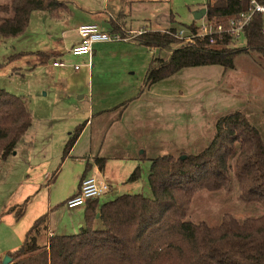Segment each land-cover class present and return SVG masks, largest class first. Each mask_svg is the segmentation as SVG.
Returning <instances> with one entry per match:
<instances>
[{
  "label": "rangeland",
  "instance_id": "rangeland-1",
  "mask_svg": "<svg viewBox=\"0 0 264 264\" xmlns=\"http://www.w3.org/2000/svg\"><path fill=\"white\" fill-rule=\"evenodd\" d=\"M9 1L0 0V4ZM77 1L102 15L104 7L114 17L124 11L126 24L144 29L150 25L157 30L181 28L208 18L194 19V13L206 7L207 0ZM77 12L71 6L69 14L53 19L47 11H36L24 34L0 42V88L26 97L33 116L16 150L0 164L1 261L6 247L24 239L35 222L33 216L47 207L49 198L59 205L53 215L57 223L85 208V204L69 207L63 202L89 154L106 156L110 162L107 173L118 181L117 187L99 198L102 203L130 192L132 186L135 192L152 196L148 183L151 159L205 148L221 116L244 112L264 137V61L259 55L241 54L228 69L221 65L186 67L147 88L145 77L152 58H169L180 43L162 50L138 45L133 39L99 43L90 71L86 66L88 55L69 52V43L76 36ZM97 23L103 30L111 28L107 18ZM119 27L126 32L124 26ZM244 44L241 39L239 46ZM37 51L49 56L29 53L12 57ZM54 60L65 65L54 66ZM109 107L112 109L100 112ZM121 110L124 112L119 115ZM85 122L74 153L77 158L66 163V141ZM143 150L146 155L141 160ZM135 158L140 160L141 176L136 182H124V171ZM58 168L57 178L51 181V174ZM25 201L24 212L16 214ZM36 203L41 205L39 210ZM6 207L13 209L5 213ZM225 213L239 219L259 216L264 213V205L243 202L233 176L231 191L204 189L197 193L187 219L217 225ZM94 227L103 228L98 217ZM79 231L77 227L64 233Z\"/></svg>",
  "mask_w": 264,
  "mask_h": 264
},
{
  "label": "trees",
  "instance_id": "trees-1",
  "mask_svg": "<svg viewBox=\"0 0 264 264\" xmlns=\"http://www.w3.org/2000/svg\"><path fill=\"white\" fill-rule=\"evenodd\" d=\"M259 2L264 4V0ZM206 8L207 19L225 20L249 11L251 0H207ZM33 11H47L53 19L70 13L67 2L62 0L1 3L0 42L22 35ZM263 22L262 14L253 15L245 28L242 46L230 36L214 44L207 38H196L193 44L177 45L167 59L152 58L145 87L186 67L233 68L241 54H257L264 61ZM196 25L193 21L186 26L195 29ZM119 26L111 20L112 32L129 36ZM169 30L175 31L176 27ZM134 39L138 45L160 50L179 43L171 33L150 29ZM29 53L33 52H19L12 57ZM35 53L49 56L42 51ZM32 122L27 98L0 88V164L16 150ZM86 122L70 133L63 158L68 157ZM181 155L151 159L148 183L152 196L127 192L102 203L99 198L89 200L78 233L48 235V214L40 216L27 231L23 245L8 252L12 258L9 264H264V213L243 219L225 213L217 225L187 219L197 193L204 189L231 191L233 176L243 202L264 205V137L260 129L247 114L235 111L217 119L213 138L205 148ZM106 159L95 156L100 170ZM88 166L89 163L86 170ZM59 171L58 168L51 174V181ZM140 176L137 165L127 182H136ZM26 201L16 214L24 212ZM97 217L103 223L102 229L94 227ZM43 237L45 241L41 242Z\"/></svg>",
  "mask_w": 264,
  "mask_h": 264
},
{
  "label": "built area",
  "instance_id": "built-area-1",
  "mask_svg": "<svg viewBox=\"0 0 264 264\" xmlns=\"http://www.w3.org/2000/svg\"><path fill=\"white\" fill-rule=\"evenodd\" d=\"M255 13H260L264 17V4L259 0H251V9L244 11L236 16H231L225 20L205 19L202 23L197 24L195 29L186 27L176 28L175 31L163 29L161 31L173 34L178 40L179 45L193 44L196 38H207L211 44L230 36L239 45V41H245V28L249 24ZM262 32L264 33V22ZM80 42L70 50L72 55H88L92 58L95 45L102 42H114L131 39L132 36H123L121 33L105 31L97 23H82L78 27ZM91 62V61H90ZM89 62V63H90ZM54 66H64L63 61L55 60ZM75 68H79L75 65ZM110 184L101 180L98 176L90 175L81 180L79 191L66 200V205L76 207L87 204L89 200L97 199L110 191Z\"/></svg>",
  "mask_w": 264,
  "mask_h": 264
},
{
  "label": "crops",
  "instance_id": "crops-1",
  "mask_svg": "<svg viewBox=\"0 0 264 264\" xmlns=\"http://www.w3.org/2000/svg\"><path fill=\"white\" fill-rule=\"evenodd\" d=\"M62 1H65L67 2L68 6H69V9L70 7L72 6L73 8H75L78 12L76 13V15L74 17H78V19H76L75 21L77 22L76 23V36L75 38L69 43V52L71 50V48L73 46H75L76 44H78L80 42V36H79V33H78V27L80 24L82 23H87V22H94V23H97V22H103L104 19H109V23L111 25V20H113L114 22H117L120 26H124V30L129 33L131 37V39L135 40L134 39V36L135 34L134 33H141L142 31L146 30L144 29V27H140L141 25H134V23H130V25L126 24V14L124 13V11H121V13L119 14L118 17H114L113 15L107 13L108 11L106 10V8L104 7V9L102 10L103 13H105L104 15L101 14L100 11L96 10V9H93V8H90V7H86V5H81V3H79L77 0H62ZM108 2V1H107ZM6 3V2H5ZM88 2H86L87 4ZM71 5V6H70ZM106 6V5H105ZM35 12L36 11H33L32 12V15H31V20H30V24L28 27L31 26V23H32V20H33V17L35 15ZM49 14V13H48ZM108 15V17H107ZM98 24V23H97ZM153 25H150V30H157L155 28L152 27ZM171 28V27H170ZM28 29V28H27ZM112 27L110 28V30H105V31H111ZM168 29V28H166ZM27 31V30H26ZM25 31V32H26ZM24 32V33H25ZM23 33V34H24ZM18 37V36H17ZM136 42V41H135ZM103 43H109V42H102ZM99 44V43H98ZM97 44V45H98ZM96 47V45H95ZM95 51H96V48H94V53H93V56L95 55ZM44 52V51H42ZM46 53V52H44ZM32 54V53H31ZM33 54H35V52H33ZM37 55H40L38 53H36ZM47 54V53H46ZM81 56V55H80ZM92 56V58H93ZM43 57V56H42ZM45 57V56H44ZM89 59L87 58V63H86V66L87 68L91 71V67L93 66L92 65V60L93 59ZM149 60L148 57H146V62ZM55 61V60H54ZM53 61V62H54ZM91 61V62H90ZM90 62V63H89ZM149 65V64H148ZM148 68V67H147ZM80 69V68H79ZM160 82V81H159ZM154 85V84H153ZM152 85V86H153ZM151 86V87H152ZM147 88H150V87H147ZM127 101V100H126ZM125 101V102H126ZM112 109V107H109V108H105V109H101L100 112H104V111H108ZM122 112H124V110H121L120 113H118L119 115L122 114ZM86 125V124H85ZM85 128V126H84ZM78 144V141L76 142V144L74 145V147L72 148V150L70 151L68 157L66 158V163L67 161H70V159L73 157H75L76 155L74 154L75 153V149H76V146ZM143 145V143H142ZM141 145V146H142ZM139 146V148L141 147ZM144 152L141 154V156L143 155V157H145L146 155V150H143ZM95 156H99V157H106L104 155H91L89 154L88 157L89 159L84 163L82 162V169L81 170H78V172H76V183L75 185L73 186V189L70 193H68L66 195V199L63 203H66V200L68 198H70L71 196L75 195L78 191H79V187H80V183H81V180L85 174V176H90V175H95V176H98L101 180H104L106 182H108L110 184V191L113 190L114 187H117L118 185V181L115 180L113 178V176L109 175V173H107V166L109 165V159L107 158L106 159V163H105V167L103 170H100L98 165L96 164L95 162ZM77 158V157H75ZM133 159V158H131ZM142 160V159H141ZM138 159L135 158V161L133 162H130V164H128V167L125 169L124 171V178H126V180L124 182H127V179L129 177V175L131 174V172L133 171V169L139 164L138 163ZM137 162V163H136ZM89 163V166L86 170V164ZM140 165V164H139ZM58 176V175H57ZM75 176V173L74 175ZM133 183V182H132ZM129 189L131 190L130 192H135L133 189L134 187H129ZM136 193H141V192H136ZM28 200V199H26ZM47 207H45V209L42 211H40L39 213H36L33 217V221L37 218H39L40 216L44 215V214H48V230H49V233L48 235H52V234H67V233H64V232H67L69 230H76L77 227L81 228L82 226V223H83V213L85 212V209H86V204H85V208H82L81 210H78L77 212H74L73 213V216L71 218H68L66 220H62L60 222H55L54 221V212L56 211V209H59V205H54V201L51 200V198H49V202L47 203ZM35 207H37V209L39 210V208L41 207V205L39 203H36L35 204ZM58 207V208H57ZM7 208V207H6ZM5 208V209H6ZM11 208L12 207H9L7 208L4 212L5 213H9L11 211ZM32 221V222H33ZM32 224V223H31ZM30 227V226H29ZM30 229V228H29ZM28 229V230H29ZM78 233V232H77ZM23 242H24V239L20 240V243L16 242V245H12V247H6L4 249V254L8 255V252L10 251H14V250H17L18 248H16V246H18V244H21V246L23 245ZM1 262V260H0Z\"/></svg>",
  "mask_w": 264,
  "mask_h": 264
},
{
  "label": "water",
  "instance_id": "water-1",
  "mask_svg": "<svg viewBox=\"0 0 264 264\" xmlns=\"http://www.w3.org/2000/svg\"><path fill=\"white\" fill-rule=\"evenodd\" d=\"M208 14H209V10L206 7H204V8H202V9H200V10H198V11H196L194 13V19L195 20L201 19V18H203L204 16H206ZM181 157L184 158L185 155H181ZM11 259L12 258L9 255H6L3 258V260H2V264H9V262L11 261Z\"/></svg>",
  "mask_w": 264,
  "mask_h": 264
}]
</instances>
